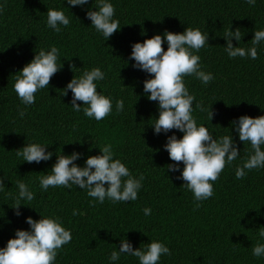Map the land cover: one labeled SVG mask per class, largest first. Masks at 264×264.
<instances>
[{
  "label": "trees",
  "instance_id": "16d2710c",
  "mask_svg": "<svg viewBox=\"0 0 264 264\" xmlns=\"http://www.w3.org/2000/svg\"><path fill=\"white\" fill-rule=\"evenodd\" d=\"M108 2L121 28L105 41L87 17L90 9L97 10L96 0L76 6L68 0H0V177H4L0 248L15 237L17 229L31 230L26 222L29 216L39 220L43 215L58 217L72 234L53 264H140L139 258L127 253L110 260L124 239L134 249H143L153 240L165 244L171 255H162L157 264H264V255H253V247L264 244L259 235L264 229V167L246 169L242 179L236 178L237 167L253 153L250 142L239 139V118L264 115V41L256 46L257 59L230 58L223 36L239 28L242 38L233 37V45L250 49L255 31L264 30V0H256L255 5L247 0ZM48 8L62 10L70 19L59 33L47 25ZM187 27L208 33L209 43L194 54L200 57L201 70L214 76L207 85L195 76L184 77L189 93L195 96L192 115L213 138L232 135L240 151L213 182V196L200 202L184 185L182 162L178 171H167V165L175 163L164 147L168 137L182 138L184 133L178 129L155 133L152 124L159 117V103L144 93V81L152 77L130 59L134 43L160 34L166 51L164 33H182ZM52 46L59 49L57 63L63 67L48 87L35 94L34 104L24 105L14 90L18 71L41 49L48 51ZM95 67L105 73L104 80L95 82L97 91L112 99V112L100 121L84 115L85 105L80 112L73 110L71 90L63 96L75 75L80 77ZM120 99L124 110L118 113L116 101ZM197 103L205 110L200 111ZM211 108L212 121L208 118ZM21 110L24 117L19 115ZM29 142L48 145L51 159L23 161L17 151ZM106 144L112 145L114 159H120L134 177L143 174L135 201L106 198L100 203L77 185L41 188L39 178L51 174L59 153H80L74 163L84 167L87 158L100 155ZM18 181L35 197L31 202L21 201L20 215L12 207ZM196 203L201 206L196 208ZM146 207L151 209L147 216Z\"/></svg>",
  "mask_w": 264,
  "mask_h": 264
},
{
  "label": "clouds",
  "instance_id": "9594fccd",
  "mask_svg": "<svg viewBox=\"0 0 264 264\" xmlns=\"http://www.w3.org/2000/svg\"><path fill=\"white\" fill-rule=\"evenodd\" d=\"M89 0H68L71 6L85 5ZM249 5H255L256 0H247ZM96 9L89 10L87 17L91 25L99 33H102L105 41L121 28L118 20L114 19L115 8L108 0H96ZM70 19L62 10L49 9L47 11V25L57 33L61 31V25L68 26ZM168 43L164 50V37L156 34L143 42L133 44L130 59L135 60L134 67L141 69L152 77L144 81V93L148 99L158 101L159 117L152 124L155 133L169 132L178 129L183 132L182 138L176 135L168 137L164 146L174 164L167 165V171H178L182 162L184 167L181 178L189 190L194 194L195 201L200 202L213 196V182L219 179L226 164L234 162L239 149L235 145L233 136L224 135L218 139L213 138L208 128L197 125L192 115L195 96L189 93L185 86L184 77L195 76L207 85L214 79L212 73L201 70L199 52L206 43H209L208 33L205 34L199 28L187 27L182 33L166 31L164 33ZM227 38L225 51L230 58L247 57L255 60L258 58L257 45L264 41V30H256L252 41V47L245 49L234 46L232 38L241 40L240 29H229L224 33ZM59 49L52 46L50 50L41 49L30 63H27L16 76L14 90L24 105L35 103V94L49 86L51 78L63 67L58 65ZM75 65H73L74 69ZM105 73L99 68L85 70L80 77L74 78L67 84L63 96H67L71 90L73 97L71 105L76 112L81 111L89 118L100 121L112 112V99L97 91L96 81L104 80ZM79 102H82L79 103ZM226 102V101H225ZM230 105V104H229ZM196 107L204 111L202 103ZM124 110L123 99L116 101V111ZM21 110L19 115L25 116ZM214 111L211 108L208 118L212 121ZM233 121V124H236ZM239 139L245 144L250 142L253 153L245 160L242 166L236 169V178L242 179L246 172L264 167V115L252 117L243 115L237 124ZM48 145L29 142L17 151V156L22 157L28 163H39L51 159L53 153L46 151ZM100 155L89 156L86 166L80 167L74 161L81 155L73 152L71 155L59 153L56 163L51 169V174L41 176L40 186L45 191L51 187H71L77 185L87 189L88 196L95 198L100 203L105 199L113 202L135 201L138 191L142 188L143 174L139 178L134 177L120 159H114L111 144L104 145ZM4 185V177H0V187ZM107 185V187H106ZM19 189L15 206L16 214L20 215L21 201L31 202L35 197L28 186L18 181ZM30 205L28 203H24ZM200 203H196L199 208ZM73 211V215H77ZM144 214L150 215L151 209L145 208ZM31 230L17 229L15 237L8 240L6 247L0 248V264H53L58 250L72 239L70 230L62 226L58 217L43 216L39 220L31 216L26 221ZM260 236L264 237V229ZM121 253H127L139 258L140 264H157L164 254L171 255L170 249L160 241L153 240L143 249H134L128 239L122 240L119 251H113L110 260L116 261ZM253 255H264V244H256L253 247Z\"/></svg>",
  "mask_w": 264,
  "mask_h": 264
}]
</instances>
